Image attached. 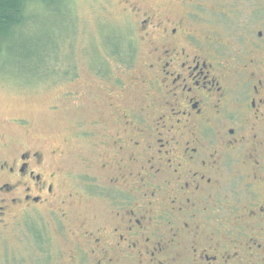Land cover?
<instances>
[{
    "label": "flooded vegetation",
    "instance_id": "flooded-vegetation-1",
    "mask_svg": "<svg viewBox=\"0 0 264 264\" xmlns=\"http://www.w3.org/2000/svg\"><path fill=\"white\" fill-rule=\"evenodd\" d=\"M249 7L237 27L243 31L237 54L177 22L158 39L144 38L143 67L123 79L119 71L127 75L137 61L134 42L107 39L120 70L93 64L105 81L98 118L79 124L77 133L93 152L81 155L84 177L93 173L89 193L107 200L111 217L92 232L82 228L89 250L75 244L83 259L264 264V0ZM234 9L226 7L225 25ZM45 156L27 149L0 162L6 179L0 191L7 195L1 215L41 204L44 194L67 207L58 194L61 171ZM60 214L66 218L65 209Z\"/></svg>",
    "mask_w": 264,
    "mask_h": 264
},
{
    "label": "rangeland",
    "instance_id": "rangeland-1",
    "mask_svg": "<svg viewBox=\"0 0 264 264\" xmlns=\"http://www.w3.org/2000/svg\"><path fill=\"white\" fill-rule=\"evenodd\" d=\"M249 2L28 1L24 25L11 32L0 54V162L10 161L22 150L43 149L46 164L61 171L63 185L58 194L68 200L65 208L61 197L44 194L41 204L22 210L14 207L5 217L0 214V264H96L98 257L83 259L75 243L82 242L84 247L85 242L89 250L82 228L107 226L111 216L107 200H96L89 193L95 188L88 183L94 182L93 173L84 177L87 170L81 155L93 157V152L87 150L88 143L81 141L77 129L98 118V93L103 92L105 81L93 64L108 63L110 70H120L108 52L107 39L134 42L137 61L127 75L119 71L123 79L134 77L143 67L148 48L144 38L158 39L164 27L177 22L193 37L218 40L220 51L237 54L243 32L237 27L249 17ZM228 6L236 10L225 25ZM144 18L149 20L145 27ZM4 176L0 172V184ZM69 192L74 196L68 197ZM3 198L7 195L0 191V206Z\"/></svg>",
    "mask_w": 264,
    "mask_h": 264
},
{
    "label": "trees",
    "instance_id": "trees-1",
    "mask_svg": "<svg viewBox=\"0 0 264 264\" xmlns=\"http://www.w3.org/2000/svg\"><path fill=\"white\" fill-rule=\"evenodd\" d=\"M30 0H0V54L3 47L8 44L7 39L12 31L24 25L26 15L24 12ZM35 2H47L49 0H34ZM49 56V55H48Z\"/></svg>",
    "mask_w": 264,
    "mask_h": 264
}]
</instances>
